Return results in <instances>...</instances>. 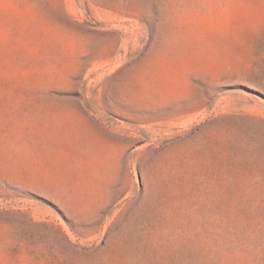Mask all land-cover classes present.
I'll list each match as a JSON object with an SVG mask.
<instances>
[{"label":"rangeland","instance_id":"1","mask_svg":"<svg viewBox=\"0 0 264 264\" xmlns=\"http://www.w3.org/2000/svg\"><path fill=\"white\" fill-rule=\"evenodd\" d=\"M0 264H264V0H0Z\"/></svg>","mask_w":264,"mask_h":264}]
</instances>
